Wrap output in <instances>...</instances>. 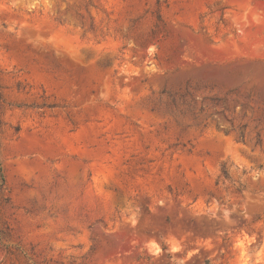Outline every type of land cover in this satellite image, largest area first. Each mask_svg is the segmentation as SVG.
<instances>
[{
  "label": "rangeland",
  "instance_id": "obj_1",
  "mask_svg": "<svg viewBox=\"0 0 264 264\" xmlns=\"http://www.w3.org/2000/svg\"><path fill=\"white\" fill-rule=\"evenodd\" d=\"M206 263L264 264V0H0V264Z\"/></svg>",
  "mask_w": 264,
  "mask_h": 264
},
{
  "label": "bare ground",
  "instance_id": "obj_2",
  "mask_svg": "<svg viewBox=\"0 0 264 264\" xmlns=\"http://www.w3.org/2000/svg\"><path fill=\"white\" fill-rule=\"evenodd\" d=\"M88 198V197H87ZM90 199V198H89ZM85 200V199H84ZM92 200V199H91ZM85 203H87V202H85ZM92 204V203H91Z\"/></svg>",
  "mask_w": 264,
  "mask_h": 264
},
{
  "label": "trees",
  "instance_id": "obj_3",
  "mask_svg": "<svg viewBox=\"0 0 264 264\" xmlns=\"http://www.w3.org/2000/svg\"><path fill=\"white\" fill-rule=\"evenodd\" d=\"M206 264H208V263H206Z\"/></svg>",
  "mask_w": 264,
  "mask_h": 264
}]
</instances>
